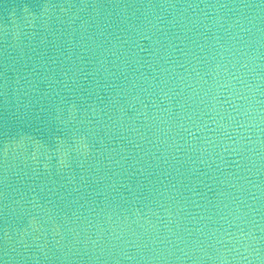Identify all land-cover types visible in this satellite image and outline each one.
I'll return each mask as SVG.
<instances>
[{"label": "water", "instance_id": "95a60500", "mask_svg": "<svg viewBox=\"0 0 264 264\" xmlns=\"http://www.w3.org/2000/svg\"><path fill=\"white\" fill-rule=\"evenodd\" d=\"M0 264H264V0H0Z\"/></svg>", "mask_w": 264, "mask_h": 264}]
</instances>
